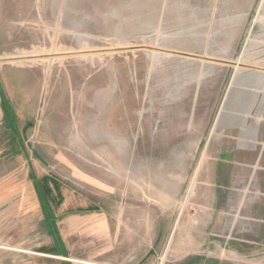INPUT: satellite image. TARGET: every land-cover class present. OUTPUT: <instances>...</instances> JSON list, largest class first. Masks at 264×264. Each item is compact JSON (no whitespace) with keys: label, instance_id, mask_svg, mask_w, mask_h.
I'll list each match as a JSON object with an SVG mask.
<instances>
[{"label":"rangeland","instance_id":"1","mask_svg":"<svg viewBox=\"0 0 264 264\" xmlns=\"http://www.w3.org/2000/svg\"><path fill=\"white\" fill-rule=\"evenodd\" d=\"M36 181L73 264H264V0H0V264L41 258Z\"/></svg>","mask_w":264,"mask_h":264},{"label":"crops","instance_id":"2","mask_svg":"<svg viewBox=\"0 0 264 264\" xmlns=\"http://www.w3.org/2000/svg\"><path fill=\"white\" fill-rule=\"evenodd\" d=\"M40 206V223L42 224L43 230L38 236V241H40V249L39 252H33L39 254L41 258L34 259V261H30V264H73L72 261H81L82 259L70 258L72 255V250L70 246V242L68 241L70 234L75 232V225L82 224L85 219L84 216H78L77 219L71 220V217L66 218L63 214V211H57L53 209L50 205V209L53 212L54 217L56 218V227L58 230V236L50 233L49 227L45 221V214ZM29 208H32L31 205ZM92 259H97L98 252L102 251L107 252L112 248V241H108V239L104 238V244H101V239L98 237L100 235L110 234V225L108 223V218L103 213L101 207L96 205H92ZM74 226V227H73ZM41 228V229H42ZM72 228V229H71ZM72 230V231H71ZM132 244V243H131ZM132 251L135 252V255L129 256L127 255L125 258H122L119 261V264H144L147 260V254L141 253L145 249L140 247L139 242H133ZM154 246L153 243H150V249ZM150 251V250H149ZM103 253H99V256ZM93 264V263H92Z\"/></svg>","mask_w":264,"mask_h":264},{"label":"trees","instance_id":"3","mask_svg":"<svg viewBox=\"0 0 264 264\" xmlns=\"http://www.w3.org/2000/svg\"><path fill=\"white\" fill-rule=\"evenodd\" d=\"M35 188H36L39 201L44 210L45 221L49 227L50 233L57 237L59 234H58V230L56 227V218L54 217L53 212L50 209V203L48 201L47 195L44 189L42 188V185L40 184V182L36 181Z\"/></svg>","mask_w":264,"mask_h":264}]
</instances>
